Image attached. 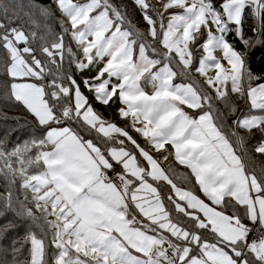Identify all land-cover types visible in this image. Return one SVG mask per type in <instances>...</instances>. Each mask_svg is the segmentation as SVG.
Returning a JSON list of instances; mask_svg holds the SVG:
<instances>
[{
	"label": "snow or ice",
	"instance_id": "1",
	"mask_svg": "<svg viewBox=\"0 0 264 264\" xmlns=\"http://www.w3.org/2000/svg\"><path fill=\"white\" fill-rule=\"evenodd\" d=\"M262 36L264 0H0V264H264Z\"/></svg>",
	"mask_w": 264,
	"mask_h": 264
},
{
	"label": "trees",
	"instance_id": "2",
	"mask_svg": "<svg viewBox=\"0 0 264 264\" xmlns=\"http://www.w3.org/2000/svg\"><path fill=\"white\" fill-rule=\"evenodd\" d=\"M43 2L48 3L49 0H43ZM248 24L244 28L247 29L250 20H246ZM57 29L59 25H56ZM230 42L236 45L237 48H241L239 37H236L234 33H229L226 37ZM264 40V36L261 37ZM246 67L248 71H251L255 76L264 77V44H256L254 47L249 48L246 55ZM2 75V73H0ZM264 82V81H261ZM16 118H19L18 120ZM31 116L27 114L26 110L22 105L18 104L14 100H5L0 96V138L4 136L7 132L10 138V141H22L27 138V133L31 131L29 124L31 123ZM255 140L250 141V143H255ZM167 164H165L166 166ZM180 171H184L183 167L179 168ZM2 184V183H0ZM2 190V188H0ZM3 221V218L0 217V222ZM19 237H23L24 233L21 231ZM10 243V241H9ZM28 248V245H25V252ZM26 258L22 256L21 259Z\"/></svg>",
	"mask_w": 264,
	"mask_h": 264
},
{
	"label": "rangeland",
	"instance_id": "3",
	"mask_svg": "<svg viewBox=\"0 0 264 264\" xmlns=\"http://www.w3.org/2000/svg\"><path fill=\"white\" fill-rule=\"evenodd\" d=\"M80 2H84V0H80ZM117 2H118V0H117ZM150 2L159 4V3L161 2V0H150ZM125 3L131 5V4H132V0H125ZM56 15H57L58 18H60L58 12L56 13ZM247 24H248V22H245V23H244L245 26H246ZM140 27H143V25H140ZM247 35H250V33H247L245 38H247ZM209 75H215V72H214V71H211V72L209 73ZM200 79H202V78H200ZM246 108H247V106L243 103V101H240L238 111H240V112L242 113L243 111L246 110ZM110 111H111V110L104 109V115H105L106 117H108V116L110 115ZM115 122H116L117 124H119V125H122V124H123V121L120 120V119H116ZM164 164H167V162H164ZM0 183H2V181H0Z\"/></svg>",
	"mask_w": 264,
	"mask_h": 264
}]
</instances>
